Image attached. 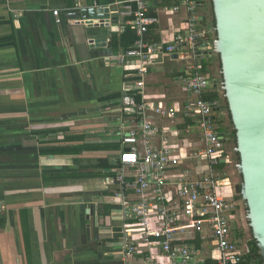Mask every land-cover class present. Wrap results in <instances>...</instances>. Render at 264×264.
Instances as JSON below:
<instances>
[{"label": "crops", "instance_id": "0c3cea01", "mask_svg": "<svg viewBox=\"0 0 264 264\" xmlns=\"http://www.w3.org/2000/svg\"><path fill=\"white\" fill-rule=\"evenodd\" d=\"M118 1L0 0V264H143L123 249L126 233L137 229L126 217L136 201L128 187L134 170L120 162L122 139L135 127L122 98L134 94L136 71L122 66L124 48L112 43L131 26ZM169 2H152L160 23L148 42L154 35L171 40L184 28L186 14H171ZM94 6L111 20L79 16ZM185 69L159 56L145 89L148 102L179 110L155 125L182 159L204 147L197 120L184 115L191 97L180 79ZM51 147L74 152L43 154ZM185 170L206 173L187 162L169 178ZM167 192L176 199V188ZM241 222L245 237L248 223Z\"/></svg>", "mask_w": 264, "mask_h": 264}, {"label": "built area", "instance_id": "2783aa9c", "mask_svg": "<svg viewBox=\"0 0 264 264\" xmlns=\"http://www.w3.org/2000/svg\"><path fill=\"white\" fill-rule=\"evenodd\" d=\"M153 1L117 3L119 14L131 20L130 27L138 37L120 56L122 66L136 71L134 94L126 93L122 98L124 107L135 117V127L122 139L128 151L122 153L120 162L134 170V181L128 187L136 201L126 217L136 220L137 227L126 233L124 253L129 258L142 256L143 264H242L246 252L239 224L246 220L245 212L236 195L229 197L234 192L225 191L233 188L232 178L217 170L223 160H230L227 140L217 125L223 112L219 113V102L205 98L215 90L211 89L212 76L202 65L214 38V28L201 13L207 0H176L168 11L186 14L184 28L171 40L152 43L147 35L160 23L159 17L151 14ZM55 16H59L58 11ZM175 55V60L186 64L180 79L191 96L184 104V115L197 120L204 141L203 148L185 159L174 155L165 135L168 132L161 135L155 125L156 118L174 119L179 110L150 103L145 94L154 60ZM156 136L161 137L158 144L153 141ZM187 162L202 165L206 173L196 178L193 171L185 170L171 180L170 172L182 169ZM168 187L176 188V199L169 196Z\"/></svg>", "mask_w": 264, "mask_h": 264}, {"label": "water", "instance_id": "95a60500", "mask_svg": "<svg viewBox=\"0 0 264 264\" xmlns=\"http://www.w3.org/2000/svg\"><path fill=\"white\" fill-rule=\"evenodd\" d=\"M212 8L216 24L208 54L219 58L222 80H213L211 89L219 88L228 105L236 132L233 154L239 156L235 194L264 264V0H212ZM81 15L101 25L111 20L95 6Z\"/></svg>", "mask_w": 264, "mask_h": 264}, {"label": "trees", "instance_id": "16d2710c", "mask_svg": "<svg viewBox=\"0 0 264 264\" xmlns=\"http://www.w3.org/2000/svg\"><path fill=\"white\" fill-rule=\"evenodd\" d=\"M175 0H170L171 3H174ZM211 1V4H212V0ZM169 2V4H171ZM214 14V13H213ZM214 16V15H213ZM213 22H214V27H215V18H213ZM152 36V33L147 35V38L148 36ZM137 35L135 33L134 30H132L130 27H126L125 29V32L119 37L117 38L116 40L113 39V46L115 48H117L118 46L119 47H123L124 48V51H127L129 49H131L135 42L137 41ZM152 43L153 42H160L161 39H159L156 35L153 36L152 38ZM150 42V41H149ZM209 57H207L206 59H208ZM209 60V59H208ZM207 67H205V71H207L206 69ZM208 72V71H207ZM219 93L215 90H212L208 95H206V100L210 101V102H219V106H218V109H219V113H222L225 111V114H226V118L222 117V116H218V122H220V124L224 125L225 124V121L228 120V123H229V127L228 128H225V130L223 131V135L225 136L226 140H227V148H228V154H227V157H230L229 156V150L231 149L232 147V154H233V148L236 147V132L233 130V125H232V121H231V115H230V112H229V109H228V105H227V102L224 100L223 101V104H221V99H219ZM71 152H74L72 149L70 148H57V147H51V148H44L43 149V154L47 155H67V154H71ZM235 158L236 160L238 161L239 160V156L238 155H235ZM226 166L227 164H219L217 170L221 171V172H225L226 170ZM242 238L244 239V234H241ZM122 236H118L115 241H119L120 238ZM248 247H249V251L248 253L245 254L244 258H243V262L242 264H262L263 263V260L262 258L260 257L259 253H258V247H257V243L256 241L253 239H250L248 241ZM212 264H216V263H212Z\"/></svg>", "mask_w": 264, "mask_h": 264}, {"label": "rangeland", "instance_id": "374dc122", "mask_svg": "<svg viewBox=\"0 0 264 264\" xmlns=\"http://www.w3.org/2000/svg\"><path fill=\"white\" fill-rule=\"evenodd\" d=\"M201 13L204 14L205 16H207L208 22L214 28V22H213L214 16H213V9H212V4H211L210 0L206 1V5H205L204 9H202ZM212 45H213V41L211 42V46ZM208 59H204L202 61V65L204 66V69H205V67H207L206 69H207L208 73L212 76V79L214 81H217L218 83H220L222 79L219 76V71H220V60H219V58L217 56H213V57L208 58ZM183 64H185V63H183ZM184 73H185V71H184ZM215 91H217L220 94L221 97L223 96L221 94L219 88H215ZM223 101H224V99L221 101V104H223ZM223 117L226 118L225 111L223 112ZM217 125H218L221 133H223L225 128L229 127L228 120L225 121L224 125L220 124V122ZM225 125H226V127H225ZM231 149H232V147H231ZM231 149L229 150L230 160H229V162H228V164L226 166V171L229 172L230 177L233 179V182L236 185L237 182H238V176H237V174H236V172L234 170V165L237 163V160H236L234 154H232V152H231L232 150ZM225 191H226V193H230V192H234L235 189L233 187V188H229L228 190H225ZM236 198L239 199L238 196H236ZM245 216H246V210H245ZM244 230H245L244 242H245V245H247L248 241L250 239H252V232H251L250 228L248 227V224H246V227H245V223H244Z\"/></svg>", "mask_w": 264, "mask_h": 264}, {"label": "flooded vegetation", "instance_id": "af4514ba", "mask_svg": "<svg viewBox=\"0 0 264 264\" xmlns=\"http://www.w3.org/2000/svg\"><path fill=\"white\" fill-rule=\"evenodd\" d=\"M212 9H213V8H212ZM213 15H214V14H213ZM238 161H239V160H238ZM238 161H237V162H238ZM232 180H233V179H232ZM233 185H235V183H234V182H233ZM233 187H234V189H235V186H233Z\"/></svg>", "mask_w": 264, "mask_h": 264}]
</instances>
